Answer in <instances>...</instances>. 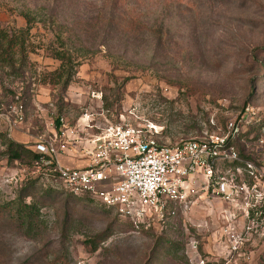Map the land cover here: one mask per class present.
<instances>
[{"label": "rangeland", "instance_id": "374dc122", "mask_svg": "<svg viewBox=\"0 0 264 264\" xmlns=\"http://www.w3.org/2000/svg\"><path fill=\"white\" fill-rule=\"evenodd\" d=\"M25 14L29 31L19 34ZM0 29L19 37L26 56L0 62V114L21 106L23 116L15 130L0 119V264H264V0H0ZM56 52L71 59L67 86ZM57 117L76 136L59 161L80 167L87 142L109 125L155 128L166 146L228 134L259 170L246 180L261 204L229 217V205L207 196L135 227L57 193L43 165L7 158L5 140L29 149L53 137ZM22 189L37 219L29 233L10 204Z\"/></svg>", "mask_w": 264, "mask_h": 264}, {"label": "built area", "instance_id": "2783aa9c", "mask_svg": "<svg viewBox=\"0 0 264 264\" xmlns=\"http://www.w3.org/2000/svg\"><path fill=\"white\" fill-rule=\"evenodd\" d=\"M21 109L0 114L9 130L21 123ZM151 129L158 135L155 128L104 127L87 142L91 146L88 164L73 168L59 161L70 152L68 141L76 137L60 118L53 137H36L30 150L39 157L36 167L43 165L64 192L89 196L135 227L163 222L175 216L177 209L185 210L207 196L229 205V217L257 210L263 196L246 179H256L259 170L239 156L228 134L212 133L166 146L152 137ZM229 129L233 135L238 132L234 124ZM227 164L236 166L235 172H222ZM190 248L196 252V243L191 242Z\"/></svg>", "mask_w": 264, "mask_h": 264}, {"label": "trees", "instance_id": "16d2710c", "mask_svg": "<svg viewBox=\"0 0 264 264\" xmlns=\"http://www.w3.org/2000/svg\"><path fill=\"white\" fill-rule=\"evenodd\" d=\"M27 26L25 30L19 31V34H23L29 31V22L31 21V18L29 14L24 15ZM19 38V37H18ZM17 36L15 34H9L8 32L0 29V62L9 63L12 61L13 55L18 53L22 60L26 59V56L24 54V46L22 41H19ZM56 58L61 62L60 65V74L58 75V78L61 79L64 77V86H67L72 79L73 72H72V63H70V57H66V55L62 52H56ZM10 65L13 66V63L10 62ZM55 128L58 130L60 128V117H57L54 120ZM5 153L7 158L14 162V161H22L23 159H26L27 162L31 166H36V164L39 161V157L35 155L30 148H25L24 145L16 143L12 140H5ZM52 166L50 165V168ZM34 184V182H31ZM50 193H56V191L53 188L47 189V194ZM64 195H68L69 197H74L81 200H86L88 202H97L96 200L92 199L89 196H81V197H75L69 193L66 192H57ZM30 197V194L25 189H22L19 192V196L12 200L10 204L12 205V208L15 210V214L13 216H17L16 220L20 223L22 227L28 228V233L31 230L32 225L34 224V221L37 220L36 216L33 214L34 212V206L33 204L26 203V198ZM98 203V202H97ZM99 204V203H98ZM100 205V204H99ZM101 206V205H100ZM11 212V211H10ZM9 212V213H10ZM38 214V211H35Z\"/></svg>", "mask_w": 264, "mask_h": 264}, {"label": "crops", "instance_id": "0c3cea01", "mask_svg": "<svg viewBox=\"0 0 264 264\" xmlns=\"http://www.w3.org/2000/svg\"><path fill=\"white\" fill-rule=\"evenodd\" d=\"M68 165H71V166H74V167H80L78 165L73 164V162H72V164H68Z\"/></svg>", "mask_w": 264, "mask_h": 264}]
</instances>
